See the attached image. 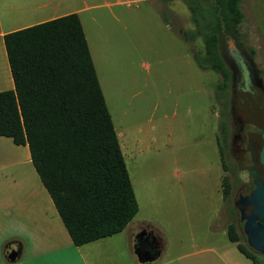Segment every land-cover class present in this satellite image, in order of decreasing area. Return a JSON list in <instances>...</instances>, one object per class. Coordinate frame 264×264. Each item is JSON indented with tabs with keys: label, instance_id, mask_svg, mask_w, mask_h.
Masks as SVG:
<instances>
[{
	"label": "rangeland",
	"instance_id": "374dc122",
	"mask_svg": "<svg viewBox=\"0 0 264 264\" xmlns=\"http://www.w3.org/2000/svg\"><path fill=\"white\" fill-rule=\"evenodd\" d=\"M67 1L83 9L79 17L138 217L157 226L171 255L193 250V244L200 248L220 243L239 259L234 264H252L229 241L227 228L234 225L247 245L240 203L252 189L249 144L259 132L258 122L250 110L243 113L231 81L220 91L221 76L194 62L192 55L202 54L204 46L200 37L184 38L195 29L185 0H59ZM256 2L264 19V0ZM241 7L245 16L237 35L225 34L220 40L223 54L234 44L249 56L250 48L261 52L250 29L253 11L246 4ZM262 30L264 22L258 24ZM224 62L229 69V61ZM259 77L264 84V73ZM237 134L241 141L233 147ZM217 144L223 147L222 158ZM252 148L257 151L254 141ZM224 178L229 184L225 197ZM255 255L264 264V256Z\"/></svg>",
	"mask_w": 264,
	"mask_h": 264
},
{
	"label": "trees",
	"instance_id": "16d2710c",
	"mask_svg": "<svg viewBox=\"0 0 264 264\" xmlns=\"http://www.w3.org/2000/svg\"><path fill=\"white\" fill-rule=\"evenodd\" d=\"M204 50L192 58L217 72L224 91L231 81L220 51L222 36L237 35L244 15L239 0H185ZM14 89L0 92V136L27 145L32 164L72 242L80 246L121 232L138 204L77 14L5 34ZM250 57L254 51L249 49ZM223 140L226 125L222 123ZM223 157V147L219 146ZM223 195L229 184L223 179ZM227 235L259 264L234 225Z\"/></svg>",
	"mask_w": 264,
	"mask_h": 264
},
{
	"label": "crops",
	"instance_id": "0c3cea01",
	"mask_svg": "<svg viewBox=\"0 0 264 264\" xmlns=\"http://www.w3.org/2000/svg\"><path fill=\"white\" fill-rule=\"evenodd\" d=\"M242 4L253 11L250 29L261 43L260 53L250 48L256 55L252 63H260L256 71L264 73L259 69L264 68V31H258V24L264 22L258 13L261 4L239 0L240 10ZM82 11L71 1L0 0V92L14 89L5 34L68 14L79 17ZM138 214L139 206L134 218L115 235L74 245L32 164L27 145H16L11 138L0 136V264H142L135 248L145 241L150 248L156 246L148 264H234L235 259L239 260L230 250H223L220 243L200 248L193 244V250L171 255L157 226Z\"/></svg>",
	"mask_w": 264,
	"mask_h": 264
},
{
	"label": "water",
	"instance_id": "95a60500",
	"mask_svg": "<svg viewBox=\"0 0 264 264\" xmlns=\"http://www.w3.org/2000/svg\"><path fill=\"white\" fill-rule=\"evenodd\" d=\"M234 52L238 57H242L239 48L234 47ZM239 63L243 70L244 88L240 92L246 95L250 102V112L258 122L259 132L251 135L249 151L252 156V167L249 169L252 178V189L250 193L241 199L240 218L243 220V233L250 250L264 256V95L258 101L255 100L253 92L250 90L249 68L254 67L252 60H242ZM257 71H252L251 77L254 80ZM262 82L261 79L258 78ZM253 141L258 144L257 151L253 150ZM260 175L262 178H260ZM139 236V235H138ZM137 259L142 264H148L149 258L139 249L135 248ZM13 258V255H11Z\"/></svg>",
	"mask_w": 264,
	"mask_h": 264
},
{
	"label": "flooded vegetation",
	"instance_id": "af4514ba",
	"mask_svg": "<svg viewBox=\"0 0 264 264\" xmlns=\"http://www.w3.org/2000/svg\"><path fill=\"white\" fill-rule=\"evenodd\" d=\"M234 45H236L237 48L240 49V47L237 44H234ZM240 51H241L242 57H238L235 54L234 50H230L228 48H226L225 54H223L222 51H221V53H222V57H223L224 61H226V62L229 61V70L231 73V87L233 88V97L238 98L240 100L239 106L242 107L243 113L246 114L250 110L249 107H250L251 101L249 100V98L246 95L242 96L240 93L243 91V88H244V79H243V70H242L241 65L239 63V60H240V58H243L244 60L251 62L250 61L251 59H250V56L247 53H245V51H243L242 49H240ZM248 70L250 72V75H249V77H250V90L253 92L255 100L258 101L260 99V97L262 95H264V84H263V82L258 80V78L261 79L259 77V73L257 75L258 77H256L254 80L252 79L251 74H252V71H255L254 67L249 68ZM238 93H239V95H238ZM231 109L234 112L233 106L231 107ZM238 123H239L238 132H242L244 128L242 126V120L240 118L238 120ZM240 141H241L240 136L238 134L234 135L232 137L231 146L234 147L235 143L240 142ZM238 144L240 145V143H238ZM260 178H262L261 175H260ZM138 246H139V249L141 250V252L144 254V256H146L148 258H150V256H153V254L155 253L156 246H153L152 248H150L149 244L146 241L140 243Z\"/></svg>",
	"mask_w": 264,
	"mask_h": 264
}]
</instances>
